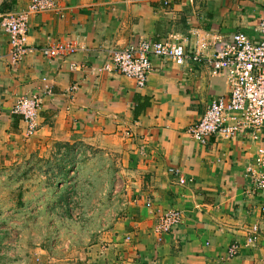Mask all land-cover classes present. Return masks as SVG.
Instances as JSON below:
<instances>
[{"label":"crops","instance_id":"crops-1","mask_svg":"<svg viewBox=\"0 0 264 264\" xmlns=\"http://www.w3.org/2000/svg\"><path fill=\"white\" fill-rule=\"evenodd\" d=\"M30 1L17 0L9 11L0 0V14L23 13ZM54 2L53 10L30 16L27 44L47 48L70 41L78 49L72 57L48 60L35 52L14 64L0 31V164L32 138H66L92 150L89 165L101 166L102 179L105 174L115 183L102 186L101 203L89 211L100 219L73 222L82 235L71 234L59 257L42 251L45 262L264 264L262 198L247 193L245 177L256 145L242 137L200 144L188 134L211 102L228 95L226 79L205 61L178 67L157 58H150L143 89L120 74L96 73L112 51L139 42L172 39L190 53L206 33L230 38L240 32L257 41L264 0ZM45 91L38 130L27 137L12 108L19 97ZM170 168L179 169L186 183ZM110 197L109 204L104 198ZM171 210L182 214L181 224L157 236L154 227ZM254 226L257 241L250 242ZM234 242L239 250L230 258Z\"/></svg>","mask_w":264,"mask_h":264},{"label":"built area","instance_id":"built-area-1","mask_svg":"<svg viewBox=\"0 0 264 264\" xmlns=\"http://www.w3.org/2000/svg\"><path fill=\"white\" fill-rule=\"evenodd\" d=\"M55 7L54 0H31L23 13L0 14V31L8 37V56L14 64L27 55L39 52L48 60H64L78 51L70 41L59 42L47 48H34L27 44L30 16L49 12ZM259 39H250L243 33L230 38L206 33L197 37L190 53L172 39L159 42H139L137 45L112 51L107 61L96 69L97 74H120L134 81L138 89L145 88L152 72L150 58L168 60L180 67L186 62L205 61L215 75L227 81L228 95L220 96L207 107L200 121L188 129L189 136L200 144L211 138L231 141L238 137L247 138L256 145L254 158L245 168L249 181L247 193L260 195L261 212L264 214V11L258 24ZM73 70L77 66L72 65ZM75 90V87L73 88ZM49 92L19 97L12 108V114L19 116L26 125V136L32 137L38 130L39 111L43 97ZM180 184L179 169L170 168ZM182 221L177 210L164 213L156 226L157 236L171 234ZM250 242L257 241L258 228L249 229ZM239 250L237 242L228 248V255L234 258Z\"/></svg>","mask_w":264,"mask_h":264},{"label":"rangeland","instance_id":"rangeland-1","mask_svg":"<svg viewBox=\"0 0 264 264\" xmlns=\"http://www.w3.org/2000/svg\"><path fill=\"white\" fill-rule=\"evenodd\" d=\"M24 144L0 164V264H47L42 251L59 257L71 234L82 235L73 222L92 219L98 192L115 183L89 165L93 152L84 143L35 137Z\"/></svg>","mask_w":264,"mask_h":264},{"label":"trees","instance_id":"trees-1","mask_svg":"<svg viewBox=\"0 0 264 264\" xmlns=\"http://www.w3.org/2000/svg\"><path fill=\"white\" fill-rule=\"evenodd\" d=\"M9 2H11L9 4ZM17 3V0H5L4 4H3V8L4 9H8L9 11L11 10V8H13ZM4 11V10H2Z\"/></svg>","mask_w":264,"mask_h":264}]
</instances>
